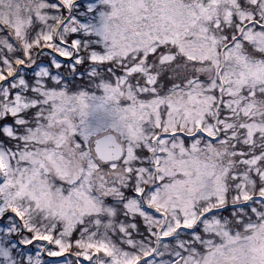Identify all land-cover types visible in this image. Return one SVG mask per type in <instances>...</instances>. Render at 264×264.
Masks as SVG:
<instances>
[{
    "label": "snow or ice",
    "instance_id": "snow-or-ice-1",
    "mask_svg": "<svg viewBox=\"0 0 264 264\" xmlns=\"http://www.w3.org/2000/svg\"><path fill=\"white\" fill-rule=\"evenodd\" d=\"M0 264H264V0H0Z\"/></svg>",
    "mask_w": 264,
    "mask_h": 264
}]
</instances>
